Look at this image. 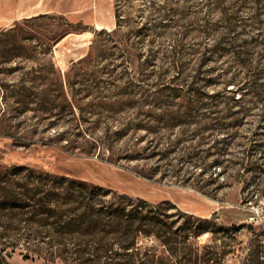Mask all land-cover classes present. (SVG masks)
I'll return each instance as SVG.
<instances>
[{"label": "rangeland", "instance_id": "obj_1", "mask_svg": "<svg viewBox=\"0 0 264 264\" xmlns=\"http://www.w3.org/2000/svg\"><path fill=\"white\" fill-rule=\"evenodd\" d=\"M241 1L0 0V187L33 203L53 199L37 191L69 179L91 182L101 186L99 201L109 197L103 195L108 189L160 207L165 220L156 228L167 233L159 237H188L174 231L198 221L189 222L180 210L210 219L209 231L196 241L200 255L211 258L208 264H264V129L258 128L264 102L223 92L233 76L264 75V2ZM117 5L127 21L110 43L115 55L74 67L91 50L96 31L117 27ZM237 8L230 22L224 10ZM39 14L62 15L76 31L50 46L47 41L45 54L44 35L63 19L23 22ZM145 24L149 29L134 33ZM72 67L87 74L71 83ZM60 77L70 99H76L71 85L82 89L77 97L85 113L79 107L76 114L39 109L59 99ZM190 85L222 93L207 98L215 106L175 117L171 113L186 109L183 96L171 94L189 95ZM88 89L93 96H86ZM149 96H160L156 105L143 102ZM102 100L109 104H97ZM164 113L186 122L163 127L158 118ZM147 119L151 132L136 127ZM216 120L225 129H215ZM253 131L258 134L251 143ZM75 206L62 208L70 216ZM30 211L0 203V264H92L103 254L102 242L84 252L76 243L87 238L62 233L56 217ZM156 237L141 236L137 244L156 255L154 264L187 263L190 246L173 242L168 248ZM113 247L110 253L122 251L118 243Z\"/></svg>", "mask_w": 264, "mask_h": 264}, {"label": "trees", "instance_id": "obj_2", "mask_svg": "<svg viewBox=\"0 0 264 264\" xmlns=\"http://www.w3.org/2000/svg\"><path fill=\"white\" fill-rule=\"evenodd\" d=\"M248 2H253L258 7L259 5H262L264 0H242L241 5L247 6ZM156 10L159 11L160 9L156 8ZM224 13L227 17V20H230L231 22V20H236V17L238 16V8L233 9L232 11H230V9H225ZM257 14L258 12H256V15ZM52 17L54 19H63V21L57 24V29L53 31L51 35H44V40L47 43H44L46 46L44 48L45 54L47 53L48 49L47 41H49L50 46L52 42L59 41L69 33L76 31V29L73 28L69 22H64V19L66 18L62 15L39 14L30 18H25L23 21L24 23H31L37 20H44ZM116 17L117 27L113 30L102 29L96 31V36L91 44V50L86 56L77 61L74 64V67L86 63L90 64L96 61L99 62L100 58H108L115 55V52L111 50L110 43L116 42L120 38L123 23L127 21L125 16L122 14V9L119 5H117L116 8ZM144 26L145 27H140V29L135 30L134 33H141L142 31L149 29L148 25L145 24ZM16 27H14V29H8L2 34V36L16 31ZM17 39V36L14 35L13 41L16 42ZM8 41L10 42V40ZM73 70L74 68L72 67L66 78L71 81V83L78 82L77 78L87 74L86 71L82 72L80 69H76L74 70L73 75L71 74ZM110 72H112V70ZM263 78L264 75H246L243 79H238L236 76H233L228 79V81H226L223 92L227 93L231 91H240L241 95L237 98L238 100L248 93L252 94L253 98L257 97L264 102ZM58 85L59 87H57L55 91L57 92L56 96L59 99L57 101L55 100L54 102L47 101V103L42 104V107L39 109L43 111L70 108L76 114V107H79L83 113H85L82 103L79 104V100L82 98L78 99L77 97L82 89L78 90L73 85H71L72 93L74 92V95H76V99L74 100L69 98L68 89L65 86L64 79L62 77L59 78ZM85 92L86 96L93 94L89 93V89ZM187 92L189 95L171 94L172 97L183 96V106L186 109L184 111L179 110L174 111L176 113H171L174 114L175 117L176 114L179 116L192 115L194 112L204 109L207 106H215V104L210 105V103L207 101V98H218L220 93H222V91H218L210 95L205 90L204 85H198L197 87L190 85L187 89ZM150 98V96L146 97L143 102L152 101L153 104L156 105V101L159 100L158 98H160V96L155 97L154 99L151 98V100ZM97 104L106 106L109 103L102 100L98 101ZM247 111L248 109H244L243 114L247 113ZM167 115V113H164L162 117L158 118V123H162L163 127H174L186 122L184 119L169 120ZM225 124L226 123L222 121L216 120L213 125H215V129L223 130L225 129ZM136 127L143 128L146 132H151L153 128L151 121H148V119L146 121L140 120L138 123H136ZM258 128L264 129V125H259ZM258 132L253 131L252 135L249 137V141H251V143L253 140L257 139L256 136ZM63 134V132H60L58 136L61 138L63 137ZM248 166V164L245 165L246 169L249 168ZM13 168L21 167L16 165ZM0 188V192L3 194L2 196H4V199L0 201L2 205L6 203H12L13 206H19L23 209L27 208V212H32L30 209L34 208V215L45 216V219L47 220L48 218L56 217V220L53 224L58 226L56 227L58 231L62 233L68 232L72 234H79L84 236V238H87L83 239L85 241L81 240L80 242L78 241L76 243L79 245V248H81L83 244L85 245V248L81 249L84 252H87L88 249L90 250L91 248H94L95 243L102 242L104 252L103 254L98 255V259H96L95 263L92 264H154L157 261L156 255L150 252V249H146L145 252H142L137 247L139 238L141 236H158L156 238L160 239V241L168 248L173 242L182 246H190L189 256H185V258H187L186 264H208V262L211 260L209 257L205 258L204 255H200V246L196 242L199 238L198 236L209 231V227L206 223L210 222V219H203L196 215H192L180 210L182 214L188 216L189 222L193 219L198 221V223L193 224L191 227L186 226V221L180 226V229L182 228V230L174 231L176 234H179V232H185V235L188 237H159L164 236V234L167 233L166 231L165 233H160L159 229L156 228L158 225H163L165 220L162 216L163 213L159 212L160 207H154L144 199H135L134 197L124 193L109 191L108 189H105V193H103V195L109 197L99 201L97 196L99 195L98 190L101 189V186L91 182L69 179L68 182H66V184L62 185L61 187L53 186L51 189H42L41 191H37V193L44 192L45 194L54 196L53 199H48L46 201L39 199L33 203H29L25 200L23 201L21 198H18L16 195V190L14 189H8L6 186H1ZM249 199V195L245 197L246 201H249ZM68 203L77 204V206H75L72 210L70 216L67 215V212L62 208L63 204ZM169 204L171 205L172 203ZM173 207L176 206L173 205ZM82 209L83 211H79ZM44 224L49 225L50 223L45 221ZM115 243H118L119 248L122 249V251H112L110 253L109 251L113 250ZM95 248L100 249L102 247ZM176 248L179 247L176 246ZM103 257H105V259H103ZM84 264H91V262L86 261Z\"/></svg>", "mask_w": 264, "mask_h": 264}]
</instances>
